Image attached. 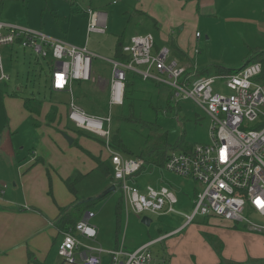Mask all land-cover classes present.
<instances>
[{
	"label": "rangeland",
	"instance_id": "374dc122",
	"mask_svg": "<svg viewBox=\"0 0 264 264\" xmlns=\"http://www.w3.org/2000/svg\"><path fill=\"white\" fill-rule=\"evenodd\" d=\"M4 1L0 12L1 20L65 38L78 46L87 44L89 50H94L98 55L96 59L99 63L94 61L96 67L93 65L92 81L99 76L104 79L110 78L111 64L107 59H112L121 37L128 42L132 36L152 33L157 43L160 41L155 21L149 15H145L143 8V6L147 8L150 2L157 6V0L145 2L144 0ZM215 1V7L201 9L202 14L198 13V20L194 19L187 23L184 21L181 22L182 27L176 26V33L172 38H178V43L181 45L178 49L170 47L169 60L180 63H187L188 60L198 72L217 65L236 69L242 67L256 50L264 49V0ZM89 9L99 12L104 17L105 33L88 34ZM148 11L150 14L151 10L148 9ZM170 16L172 21L178 19L174 15L170 14ZM180 27L184 30L180 31ZM179 35L182 37L180 38ZM175 41L177 42V39ZM2 58L4 70L11 79L0 83V172L3 174V178H0V197L21 206L24 203L25 193H30L36 199V203L49 213H52L55 208L53 196L58 201L65 199L66 203L95 200L88 203L89 210L96 216L92 222L98 227L95 243L106 250L114 249L117 244L122 243L130 249L134 248L160 235L159 230H169L178 226L184 220L181 212L191 214L195 192L203 188L201 183L193 179L175 175L161 166L147 165L136 178L138 186L160 187L163 183H167L175 189L180 203L176 206L175 213L167 215L151 212H145L142 215L134 212L127 213L124 200L122 207L121 191L118 188L110 191V188L114 186L111 159L106 146L96 136L81 137L79 139L81 145H79L71 142L66 136L58 134V131L54 129L50 131L54 133L52 138L55 140L51 138L48 139L52 140L50 143L42 144L41 132L50 131L44 128L39 130L33 125L32 118L23 110L22 101L31 97L44 101L50 99L64 101L68 99V96L56 98L57 95L50 90L52 69L48 62L50 58L41 57L32 48L22 45H14L12 50L4 47ZM128 79L133 83L130 99H125L123 106L112 108L114 116L112 128L120 130V139L126 148V150L114 148L116 151L128 157H140L143 151L146 153L147 147L159 140L164 132H167L168 141L173 146L169 150L170 153L184 151V148L193 147L195 144L211 143L212 121L203 108L190 99L177 102L173 97V90L167 85L158 84L153 80H144L135 74H129ZM83 84L85 89L92 88L94 85L99 93L104 92L106 86L104 80L95 84L91 81ZM75 86L79 95L78 83ZM215 88L224 93L230 92L224 80H217ZM92 99L84 106L88 113L99 115L109 111L110 105L105 94L97 96L93 93ZM123 114L126 118L133 114L138 121L131 122L126 118L123 119ZM147 123L156 124L159 132H151L149 127L144 125ZM70 132H73V135L69 134L72 138L77 137L74 131ZM54 141L58 145L55 149L58 153L53 152L52 146H49ZM177 144H179L178 148L175 147ZM182 144L183 147H180ZM38 147L49 150L44 157H49L56 163L57 169L51 167L49 163L46 165L48 170L42 168L43 164L34 165L35 167H31L30 170L31 178H28L30 184L28 189H25V183L20 179V168L26 165L33 151ZM93 157L106 161L109 174L95 167L97 162ZM71 166L85 175L80 181H73L76 188L73 194L64 183V178L74 172V168L70 169ZM28 168H24V172L29 171ZM51 182L54 187L53 196L48 193ZM119 205H121L120 212ZM49 213L48 215H51ZM245 215L255 219L249 210ZM144 216L151 219L150 225L143 223ZM199 218L201 217L197 219ZM196 226L207 227L199 223H196ZM225 234L228 235V232ZM242 236V234L236 235L229 239L243 243L245 239ZM50 239L46 264H68L63 263V259L58 254L61 236L54 242H52V236ZM249 248L246 245V253ZM159 250L160 245L152 247L154 256L158 255ZM103 264H112L110 255H103Z\"/></svg>",
	"mask_w": 264,
	"mask_h": 264
},
{
	"label": "built area",
	"instance_id": "2783aa9c",
	"mask_svg": "<svg viewBox=\"0 0 264 264\" xmlns=\"http://www.w3.org/2000/svg\"><path fill=\"white\" fill-rule=\"evenodd\" d=\"M88 14V31L105 33L104 17L92 9ZM15 43L32 48L41 57L52 58L51 87L54 91L69 93L68 118L77 128L105 140L114 186L123 194L127 213H172L176 212L178 203L170 186L139 187L137 172L145 165V160L125 156L110 146L112 108L124 105L128 75L135 74L167 85L177 102L190 99L211 118V143L174 151L164 166L169 172L203 186L196 192L192 213L186 215L187 223L199 215L216 217L264 235V82L258 79L263 72L260 62L249 63L232 74L198 77L195 68L189 70V66L169 60L170 48H157L152 33L136 35L123 46L126 60L107 59L112 66L110 108L102 115H95L77 102L74 85L92 80L93 60L97 54L87 46H77L42 31L0 20V80L9 79L1 48ZM217 80H224L230 92L216 90ZM258 200L262 204H258ZM247 210L255 219L245 215ZM94 218L93 211H86L74 229L60 233L58 254L63 263L103 264V255L108 254L112 264H153L152 247L166 236L151 239L131 251L126 250L123 243L106 250L95 243L98 227L92 222Z\"/></svg>",
	"mask_w": 264,
	"mask_h": 264
},
{
	"label": "crops",
	"instance_id": "0c3cea01",
	"mask_svg": "<svg viewBox=\"0 0 264 264\" xmlns=\"http://www.w3.org/2000/svg\"><path fill=\"white\" fill-rule=\"evenodd\" d=\"M145 1H149V0H144V2ZM157 4H158L157 6H154L150 2L147 8L143 6V8L145 9V15H149L150 17H152L159 31L160 41L159 43H157L156 41V47L161 48L163 46H167L170 48L171 46H173L178 49V46L181 45L180 43H178L179 39L172 38V36L176 33L175 32L176 26H181L182 24L181 22L184 21H186L187 23V22H191L194 19L198 20L199 19L198 15L202 14V10L205 7L206 8L215 7L216 1L215 0H157ZM148 9L151 10L150 14L148 13L149 12ZM167 14H169V16H167ZM170 14L178 17V19L172 21ZM1 21L7 22L4 20ZM88 23H89V19H88ZM181 27L179 28V30L181 29ZM183 30L181 29L180 31ZM87 32L88 34L92 33L88 31V25H87ZM96 34H102V33H96ZM50 36L61 38L54 35H50ZM179 37L181 38L182 36L179 35ZM131 38L129 39L128 42H126L124 37L123 38L121 37L118 43L120 41H123L124 44H127L130 42ZM61 39L66 40L65 38H61ZM176 39L177 42L175 41ZM14 45H20V44L15 43L13 45H4L1 48V53L4 47L10 48V50H12V47ZM117 45L115 47L112 59L117 58L116 57ZM84 46H87V44H85ZM90 51L96 54L94 50H90ZM170 54H171V48H170ZM94 61L99 63V61L95 58L93 60V65H94ZM180 64L189 66L190 67L189 70L194 69L193 67L194 65H192L191 62L188 60L187 63L185 62ZM94 66L96 67V63ZM110 69H111L110 78L104 79L99 76L98 79H93L95 81L91 80L93 84H95L98 81L99 82L103 80L105 81L106 86L104 88V92L102 93L97 92L95 90L94 85L92 88L85 89L84 88L85 84L78 82L80 94L77 95V93L79 92H77L75 89V98L79 104H81L84 107L87 101L93 100L92 99L93 93L97 96H103L105 94L106 97L108 98V103H109V85H110V80L112 78L111 65H110ZM92 72H93V68H92ZM197 73L199 72L197 71ZM51 74H52V69H51ZM10 79L11 77L9 75V79L0 80V83H5L6 81H10ZM76 84L77 83H75V85ZM75 85L74 87H76ZM52 93H54V95H57L56 98H59V96H68V99L64 101L62 99H57V100L50 99L48 101L45 100L42 114L38 117L39 121L41 122V126L38 129L42 130V128H44L48 131L50 130L54 131V129H56L58 131V134H62L64 136L69 134L73 135V132H68V133L65 132L66 122H68L71 125H74L68 118L70 95L66 91L59 92L53 90ZM85 93L87 94V97L84 96ZM22 103H23V110L26 112L27 116L31 117L33 120V114H31L24 107V101H22ZM54 105L57 106L59 113L57 121L53 122L51 125H47V120L45 118L46 114L49 112L51 106ZM102 114L104 113H101L99 115ZM33 125L36 126L34 124V120H33ZM41 133H42L41 136L42 144L46 145L47 143H50L52 141V140L49 141L48 139L52 138V134H54L53 132L50 131V132H41ZM81 137H85V136H81ZM55 143L56 142L54 141V143H52V145L49 146L50 147L52 146L51 148L53 149V152L58 153L55 150L58 145L57 143L56 144ZM47 152H49V150H44L38 147V149H35L33 151L32 157L26 162V165L23 166L24 168L29 167L28 168L29 171L26 170L24 172V168L23 167L20 168L21 176L20 175L19 176L20 179L23 180V182L25 183L24 186L25 189H28V186L30 184L28 178H31V173H30L31 167L33 168L36 165L38 166L39 164L40 165L43 164L44 166L42 165L43 166L42 168L47 169L46 165L49 163L51 167H53L54 169L56 168L55 167L56 163H54L49 157L46 158L44 157V154H46ZM36 159H39L40 162L35 164L34 166L33 163ZM162 167L164 168V166ZM71 168L74 167L71 166L70 169ZM75 169L77 168H74V170ZM67 177H65L64 179H66ZM0 178L1 179L3 178L2 172H0ZM164 185L170 186L175 191V189L171 185H168L167 183H163L161 186ZM53 189L54 187L52 183V187L50 188L49 186V190H53ZM69 192L73 194L70 190ZM195 195H194V199H195ZM52 199L55 208H53L52 213H49L46 210L42 209L38 203H36V199L32 195H30V193L27 194L25 193V198L23 201L24 203L21 206L14 205L12 201H8L7 199L0 197V264H37L38 261H40L41 264H46L48 252H49V241L51 242L50 236H52V242H54V240L60 236L58 234V229L56 228V226H54L55 219L58 217L60 213L59 208L70 206L71 204L77 202V201H73L71 203H66L64 201L65 199L64 200L60 199V201H58V199L55 198L54 196L52 197ZM179 203L180 201L178 200L176 206L179 205ZM193 208H194V200H193ZM48 213L51 215H48ZM163 214L167 215L171 213H163ZM180 214L183 215L184 220L180 224H178V226L169 230H163V231L159 230L161 231L160 235L154 237V238H158V237L166 236L161 242L155 244V245H160V250L158 251V255L154 256L155 259L153 261V264H256L257 262L264 261V252H263L264 235L252 232L244 228L241 224L234 225V223L225 222L216 217H204L202 215H199L191 223H187L186 215L188 214H185L183 212H181ZM198 217L201 218L197 219ZM196 223L207 225V227L200 228V226H196ZM226 232H228V235L225 234ZM241 234L243 235L242 237H244L245 239V242L243 243L238 241H231V239H229L233 236L236 235L239 236ZM151 239H148L143 243ZM142 244L135 246L134 248L131 249L126 247V244L124 246L126 250L131 251L141 246ZM246 245L248 246V248L250 246L249 248L250 252L247 251L246 253L245 251ZM118 246L119 244H117L114 248H117Z\"/></svg>",
	"mask_w": 264,
	"mask_h": 264
},
{
	"label": "trees",
	"instance_id": "16d2710c",
	"mask_svg": "<svg viewBox=\"0 0 264 264\" xmlns=\"http://www.w3.org/2000/svg\"><path fill=\"white\" fill-rule=\"evenodd\" d=\"M4 0H0V11L4 5ZM123 46L124 43L123 41H120L117 45V49H116V57L117 59H121V60H126L127 57L123 54ZM49 64L52 65V58H50L48 60ZM253 62H260L262 64V75H260V77L258 78L259 80L264 82V49H260V50H256L253 55L246 61V63L240 67V68H225L223 66H212V67H208L205 68L204 70H202L201 72L197 73V75L201 74V75H219V74H232V73H236L237 71H239L241 68H243L245 65L249 64V63H253ZM127 89H126V94H125V99H130L131 93H132V86L133 83L130 82V80H127ZM51 91H53L52 87L50 88ZM85 97H87V94H84ZM125 104V103H124ZM43 106H44V100H38L36 98H25L24 100V107L31 113L33 114V120H34V124L36 125V127L40 128L41 126V122L39 121L38 117L42 114L43 111ZM58 108L57 106H51L49 112L46 114V120H47V125H51L53 122L57 121L58 118ZM118 119H121L117 116ZM122 118L125 119L126 117L124 116V114L122 115ZM114 119V116H113ZM127 120L131 121V122H137L138 119L131 114L129 117L126 118ZM60 121V120H59ZM145 126L149 127V130L151 132H159V128L156 124H144ZM65 132H70V131H74L77 134V137H73V142H76L77 144L81 145L79 143V139L81 136H85V137H91L94 138L95 136L98 138V140L103 143L104 145H106L105 140L95 134H92L90 132H87L85 130L79 129L77 128L75 125H71L68 122H66L65 125ZM120 130L119 129H114L112 128V132H111V138H110V146L114 149H119V150H126L122 140L120 139ZM161 138L157 141H154L153 143H151L146 150V153L143 151V155L140 156V158H143L145 160V165L141 168V170H139L137 172V174H140L146 167L147 165L150 164H154L156 166H165V163L167 162L169 155H170V149L173 147L172 144H170V142L168 141V134L167 132H164L162 135H160ZM96 138V139H97ZM180 144V143H179ZM179 144H177L175 147L178 148ZM180 147H183V144L180 145ZM188 147L184 148V150H187ZM94 158V157H93ZM97 162V168L104 170L107 174H109V169L107 167L106 161H100L96 158H94ZM39 159H36L33 163V165L39 163ZM32 165V166H33ZM113 170V168H112ZM85 175L82 174L80 171H78L77 169L74 170L73 174H71L70 176H68L66 179H64V183H66L65 185L67 186V188L72 192L75 193L76 188L74 186V182L73 181H80V179L82 177H84ZM112 179L114 180L113 176ZM52 181V180H51ZM51 187H52V182H51ZM49 193L52 195L53 194V190H50ZM122 193V192H121ZM53 196V195H52ZM103 197V196H102ZM100 197V198H102ZM99 198V199H100ZM122 207H123V194H122ZM91 201H95V200H89V201H85V202H80V203H74L71 204L70 206H65V207H60V213L58 215V217L55 219V223L54 226H56V228L58 229V234L60 235V233L62 231H67L70 229H74V227L76 226L77 222L80 220L81 216L86 212L89 211V204ZM118 211L120 212L121 210V205L118 206ZM41 264L40 261L37 262V264ZM256 264H264V261L261 262H257Z\"/></svg>",
	"mask_w": 264,
	"mask_h": 264
},
{
	"label": "water",
	"instance_id": "95a60500",
	"mask_svg": "<svg viewBox=\"0 0 264 264\" xmlns=\"http://www.w3.org/2000/svg\"><path fill=\"white\" fill-rule=\"evenodd\" d=\"M71 142H73V138L72 137H70L69 135H65ZM115 189V186H112L111 188H110V191H112V190H114ZM142 221H143V223L144 224H147V225H150L151 224V219L149 218V217H147V216H144L143 218H142Z\"/></svg>",
	"mask_w": 264,
	"mask_h": 264
},
{
	"label": "snow or ice",
	"instance_id": "6c2138e0",
	"mask_svg": "<svg viewBox=\"0 0 264 264\" xmlns=\"http://www.w3.org/2000/svg\"><path fill=\"white\" fill-rule=\"evenodd\" d=\"M257 203H258V204H262V202H261V201H259V200L257 201Z\"/></svg>",
	"mask_w": 264,
	"mask_h": 264
}]
</instances>
